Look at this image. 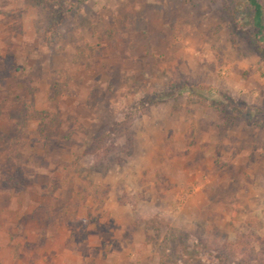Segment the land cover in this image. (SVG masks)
Returning <instances> with one entry per match:
<instances>
[{
	"label": "rangeland",
	"instance_id": "374dc122",
	"mask_svg": "<svg viewBox=\"0 0 264 264\" xmlns=\"http://www.w3.org/2000/svg\"><path fill=\"white\" fill-rule=\"evenodd\" d=\"M254 13L0 0V264H264Z\"/></svg>",
	"mask_w": 264,
	"mask_h": 264
},
{
	"label": "trees",
	"instance_id": "16d2710c",
	"mask_svg": "<svg viewBox=\"0 0 264 264\" xmlns=\"http://www.w3.org/2000/svg\"><path fill=\"white\" fill-rule=\"evenodd\" d=\"M250 2L255 9V13H254L255 25H256L257 29L259 30V32H262L264 30V9H263V6L260 3H258L257 0H250ZM42 120H43V118H42ZM1 178H3L1 181V183H3V184L13 183V181H14L11 177H8V176H2ZM15 186H16V188H19L18 186H20V185H15Z\"/></svg>",
	"mask_w": 264,
	"mask_h": 264
}]
</instances>
